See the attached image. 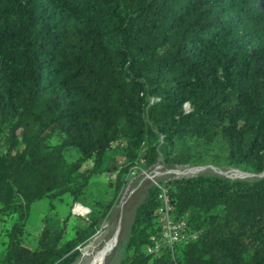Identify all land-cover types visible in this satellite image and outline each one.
<instances>
[{"label":"trees","instance_id":"16d2710c","mask_svg":"<svg viewBox=\"0 0 264 264\" xmlns=\"http://www.w3.org/2000/svg\"><path fill=\"white\" fill-rule=\"evenodd\" d=\"M156 164L264 173V0H0V264H73ZM162 183L194 238L145 252L161 236L148 184L119 264H264V174ZM65 195L23 244L31 205Z\"/></svg>","mask_w":264,"mask_h":264},{"label":"rangeland","instance_id":"374dc122","mask_svg":"<svg viewBox=\"0 0 264 264\" xmlns=\"http://www.w3.org/2000/svg\"><path fill=\"white\" fill-rule=\"evenodd\" d=\"M203 171L192 175H208L215 174L227 179L232 180H245L252 181L259 176L253 175L250 173H246L244 171L236 170V169H218L207 166ZM183 167H175L172 169H182ZM195 168V167H190ZM201 169V168H199ZM237 171L239 173V177H232L233 172ZM242 174V175H241ZM191 176V177H192ZM99 178L93 180V184L104 183L106 181V177L103 175H99ZM165 177H167L165 175ZM243 178V179H242ZM140 187L137 188L138 184ZM147 179H144L143 175L138 173L131 174L128 178V184L121 190L117 204L112 208L110 215L106 221L102 223L97 233L90 239V241L82 245L79 248L80 256L73 264H90V254H92L97 249H100L116 232H119V243L117 244L116 249L104 262V264H119L120 260L125 256V242L123 241V234L129 227L132 222L134 215V208L137 206L140 201H142L145 193V189L147 187ZM136 189V190H135ZM127 190V193L133 192L130 197L126 200L122 208H119V203L121 197L123 196L124 191ZM97 193L98 189L92 186L90 188L89 193ZM70 198L68 196H64L61 199H56L52 202L53 208H51L50 203L47 200H40L33 203L30 207L27 224L25 231L22 235V243L27 245L29 248H34L36 246L37 235L40 232L42 226V219L46 217H55L59 220H62L66 217L69 210ZM72 210V208H71ZM72 214V212H71ZM74 216H78L74 214ZM3 237H0V251L3 248V244L1 243ZM123 241V242H122ZM121 243V244H120ZM145 252H148V248H145Z\"/></svg>","mask_w":264,"mask_h":264},{"label":"built area","instance_id":"2783aa9c","mask_svg":"<svg viewBox=\"0 0 264 264\" xmlns=\"http://www.w3.org/2000/svg\"><path fill=\"white\" fill-rule=\"evenodd\" d=\"M158 168L167 169L163 165L156 164L149 170L140 171V172L132 171L130 173V175L135 173L143 175L144 179H147V184L153 186L157 190V199L159 205L156 211V215H157V221L161 227V236L158 240V243L153 248L147 247L148 248L147 254L156 253L160 247H166L172 250L175 245L182 242H187L194 238L193 234L186 231V222L184 220H175L174 216L172 215L171 205L167 195V190L162 183L164 179H174V178L191 177V176L172 177L170 175L164 174L155 177L153 175V172ZM186 168L189 167H183L182 169H167V170H172V171L184 170ZM165 175L167 177H165ZM111 178L113 179L114 175H112ZM140 184L141 183L138 184L137 188L140 187ZM135 190H133V192ZM133 192L130 193L132 194ZM130 193H127V190L124 191L119 205L120 204L124 205V203L127 202L126 200L130 197L131 195ZM71 212L72 215L76 214L79 217H85L89 213V209L83 207L80 204H74L72 206Z\"/></svg>","mask_w":264,"mask_h":264},{"label":"bare ground","instance_id":"6f19581e","mask_svg":"<svg viewBox=\"0 0 264 264\" xmlns=\"http://www.w3.org/2000/svg\"><path fill=\"white\" fill-rule=\"evenodd\" d=\"M203 171V169L199 168H186L184 170H167L158 168L153 172L155 177L167 174L172 177H180V176H192L199 172ZM232 177L237 178L239 177V173L237 171H232ZM242 175V174H241ZM243 179V178H242ZM123 204L119 205V208H122ZM119 243V232H116L112 235L110 240H108L100 249H97L92 254H90V264H104L105 260L112 255L114 250Z\"/></svg>","mask_w":264,"mask_h":264},{"label":"water","instance_id":"95a60500","mask_svg":"<svg viewBox=\"0 0 264 264\" xmlns=\"http://www.w3.org/2000/svg\"><path fill=\"white\" fill-rule=\"evenodd\" d=\"M212 167V166H211ZM190 168V167H189ZM195 168H202V169H205L206 167H195ZM215 168V167H214ZM263 174L264 173H262L261 175H257V176H259V178L261 177V176H263Z\"/></svg>","mask_w":264,"mask_h":264},{"label":"crops","instance_id":"0c3cea01","mask_svg":"<svg viewBox=\"0 0 264 264\" xmlns=\"http://www.w3.org/2000/svg\"><path fill=\"white\" fill-rule=\"evenodd\" d=\"M1 227H2V223H1V215H0V230H1Z\"/></svg>","mask_w":264,"mask_h":264}]
</instances>
